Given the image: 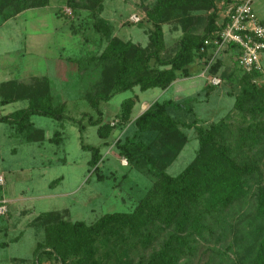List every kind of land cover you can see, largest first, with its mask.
Returning a JSON list of instances; mask_svg holds the SVG:
<instances>
[{
  "label": "rangeland",
  "instance_id": "1",
  "mask_svg": "<svg viewBox=\"0 0 264 264\" xmlns=\"http://www.w3.org/2000/svg\"><path fill=\"white\" fill-rule=\"evenodd\" d=\"M72 9L67 0H0V100L7 92L43 95L31 105L62 115L33 114L30 126L0 121V202L8 211L0 216V264H60L38 254L45 243L44 228L58 219L84 221L90 225L106 213H129L149 190L153 180L118 154L116 144L132 133V121L155 102L181 99L193 113L175 112L173 118L186 124L196 121L208 127L221 119L232 124L241 119L234 111V97L240 92L233 59L221 51L215 59L198 56L186 66L187 76L168 89L138 87L113 92L115 65L102 57L110 41H129L144 53L152 50L149 33L152 23L146 12L159 0H76ZM232 0H177L163 12L161 55L171 57L184 32L200 36L214 13L218 23ZM253 9L264 23V0H254ZM136 16L138 22H132ZM97 27L101 28L100 30ZM234 53L238 48L234 47ZM221 59L225 78L218 86L207 87L209 68ZM264 82V52L260 55ZM221 78V77H220ZM227 92H230L227 94ZM97 96V98H96ZM107 97L106 100L101 99ZM97 99V109L92 102ZM133 99L128 120L120 117L121 103ZM193 99V100H188ZM30 106L28 100L0 105V117L11 116ZM108 124L104 137L90 121ZM183 139H165L155 133L143 137L149 154L170 176H177L195 158L199 142L194 128L179 126ZM155 134V135H154ZM99 148L97 171L88 161L91 152L81 145ZM235 150V147L232 146ZM234 152V151H233ZM235 153V152H234ZM236 154V153H235ZM261 167L264 171V153ZM254 196L236 203L225 214L207 221V230L188 233L189 249L178 264H251L258 244L264 240V221L256 214ZM49 215L35 221L41 213ZM152 232L154 228L152 227ZM171 229L164 230L146 248L122 235L130 264L157 250ZM154 234V233H153ZM139 241V239H138ZM102 264H117L111 248L98 247Z\"/></svg>",
  "mask_w": 264,
  "mask_h": 264
},
{
  "label": "trees",
  "instance_id": "2",
  "mask_svg": "<svg viewBox=\"0 0 264 264\" xmlns=\"http://www.w3.org/2000/svg\"><path fill=\"white\" fill-rule=\"evenodd\" d=\"M176 1L159 0L153 10L146 12L152 23L149 33L152 50L149 53L145 54L140 47L129 41L107 43L102 57L115 65L113 92L119 93L133 87L140 90H164L180 75H188L186 66L195 55H207L200 52L203 41L225 21L222 17L218 23L214 13L202 35L196 36L185 31L176 52L171 57L161 55V17L167 7ZM213 1L208 0V3L213 6ZM67 5L75 9L77 2L67 0ZM233 48L234 45H229L223 51L229 52ZM232 65L238 73L237 82L241 86L240 92L233 95V109L240 117V122L232 124L221 119L208 127L199 126L194 120L186 124L173 118L175 112H184L185 116L193 113L185 101L170 99L153 103L133 119L132 133L126 134L116 144L118 154L130 167L143 171L153 180L138 205L129 213H106L90 225L84 221L58 219L45 226L46 240L44 244H37L38 254L53 258L60 264H102L104 260L97 258V248L101 246L111 248L117 264H130L125 248L134 246V240L146 248L158 233L172 228L159 248L147 258L140 256L137 264H178L185 251L190 250L188 233L184 236L182 234L189 230L201 235L202 231L207 230V221L214 220L216 215L222 216L236 203L254 196L256 214L264 221V171L260 165L264 153V82L257 85L253 81L260 72H242L235 60ZM223 67L222 60H216L209 68V75L221 77V81L227 80L228 77L225 78L223 70H220ZM206 85L209 87V84ZM48 93L34 96L30 92H7L0 100V105L28 100L30 106L20 110L14 117L1 116L0 121L20 122L21 126L18 127L24 129L31 127L29 118L33 114L60 119L63 116L50 109H39L31 105L40 96H43L41 99L46 98ZM101 99L106 100L107 97ZM134 103L133 99L121 103L120 117L123 120L129 119ZM92 106L98 111L97 99L92 102ZM90 123L98 126L97 133L103 138L105 135L102 131L108 130V124H102L99 118ZM180 125L194 128L199 149L184 170L177 176H170L157 164L155 157L149 154L151 147L144 142L143 137L155 133L165 139H183ZM81 147L91 152L88 164L97 171L101 158L99 148L84 144ZM47 215L49 212L41 213L34 220L39 221ZM122 235H128L134 244L125 242V248L122 249L119 242ZM5 245L1 243L0 247ZM251 264H264V240L258 244Z\"/></svg>",
  "mask_w": 264,
  "mask_h": 264
},
{
  "label": "built area",
  "instance_id": "3",
  "mask_svg": "<svg viewBox=\"0 0 264 264\" xmlns=\"http://www.w3.org/2000/svg\"><path fill=\"white\" fill-rule=\"evenodd\" d=\"M254 0H232L231 5L224 12L225 21L219 29L203 41L200 47L201 53H206L211 59L223 51L229 45L238 48L234 60L236 66L245 73L260 71V55L264 52V24L259 20L253 9ZM132 22H138L136 16H132ZM207 83L218 86L221 79L218 76H210ZM3 177L0 176V185H3ZM6 201L0 202V216L7 213Z\"/></svg>",
  "mask_w": 264,
  "mask_h": 264
},
{
  "label": "crops",
  "instance_id": "4",
  "mask_svg": "<svg viewBox=\"0 0 264 264\" xmlns=\"http://www.w3.org/2000/svg\"><path fill=\"white\" fill-rule=\"evenodd\" d=\"M228 56L231 57V58L234 60V56H235L234 49H231V51H229V52H225L224 58L227 59ZM261 72H262V70H261ZM178 81H179V79L177 78L175 81H173V82L170 84L169 87H171L172 85H174V83H176V82H178ZM169 87H168V88H169ZM168 88H167V89H168ZM3 200H4V201H7L4 197H3ZM7 202H8V201H7ZM7 202H6V204H7ZM7 207H8V206H7ZM8 209H9V208H8Z\"/></svg>",
  "mask_w": 264,
  "mask_h": 264
}]
</instances>
